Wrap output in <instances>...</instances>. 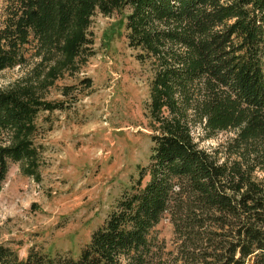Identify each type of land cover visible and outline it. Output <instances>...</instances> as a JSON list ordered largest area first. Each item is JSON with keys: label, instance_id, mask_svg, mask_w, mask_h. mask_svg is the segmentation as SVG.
I'll list each match as a JSON object with an SVG mask.
<instances>
[{"label": "trees", "instance_id": "obj_1", "mask_svg": "<svg viewBox=\"0 0 264 264\" xmlns=\"http://www.w3.org/2000/svg\"><path fill=\"white\" fill-rule=\"evenodd\" d=\"M97 1L7 0L0 70L24 63L33 39L52 45L70 24H87ZM100 1L105 8L132 6L131 46L164 51L152 107L164 94L175 119L152 134L150 179L121 196L78 257L30 250L21 258L0 243V264H149V235L166 211L177 231L209 237L215 258L205 257L206 264H264V181L255 175L264 171V0ZM64 106L28 85L0 89V191L11 161L38 174V113ZM189 110L212 131L238 128L231 143L238 157L220 161L199 147Z\"/></svg>", "mask_w": 264, "mask_h": 264}, {"label": "rangeland", "instance_id": "obj_2", "mask_svg": "<svg viewBox=\"0 0 264 264\" xmlns=\"http://www.w3.org/2000/svg\"><path fill=\"white\" fill-rule=\"evenodd\" d=\"M6 2L0 3V25ZM131 10L129 3L105 8L98 0L87 24H70L52 45L33 39L24 63L0 70V89L20 83L65 105L38 113V174L11 161L0 191V243L21 258L30 250L78 257L121 196L150 179L152 134L176 114L164 94L157 109L152 107L164 51L130 45ZM141 52L149 56L139 58ZM188 120L199 147L220 161L238 157L231 147L238 128L212 131L191 110ZM255 175L264 181L263 170ZM201 236L177 231L166 211L149 235V264H206L215 249Z\"/></svg>", "mask_w": 264, "mask_h": 264}]
</instances>
